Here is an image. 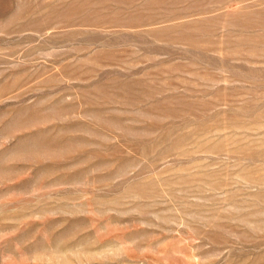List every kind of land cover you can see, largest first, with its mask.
Returning a JSON list of instances; mask_svg holds the SVG:
<instances>
[{"label": "rangeland", "instance_id": "rangeland-1", "mask_svg": "<svg viewBox=\"0 0 264 264\" xmlns=\"http://www.w3.org/2000/svg\"><path fill=\"white\" fill-rule=\"evenodd\" d=\"M0 264H264V0H0Z\"/></svg>", "mask_w": 264, "mask_h": 264}]
</instances>
